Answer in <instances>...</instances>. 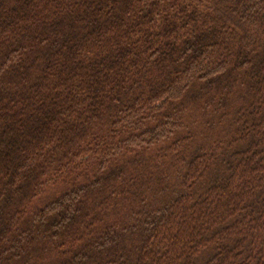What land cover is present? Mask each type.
<instances>
[{
  "label": "trees",
  "instance_id": "1",
  "mask_svg": "<svg viewBox=\"0 0 264 264\" xmlns=\"http://www.w3.org/2000/svg\"><path fill=\"white\" fill-rule=\"evenodd\" d=\"M0 264H264V0H0Z\"/></svg>",
  "mask_w": 264,
  "mask_h": 264
}]
</instances>
